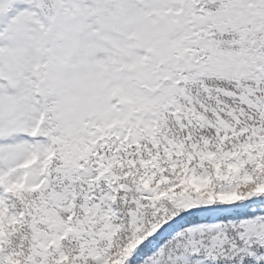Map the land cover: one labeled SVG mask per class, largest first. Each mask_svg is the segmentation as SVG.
Masks as SVG:
<instances>
[{"label":"snow or ice","instance_id":"snow-or-ice-1","mask_svg":"<svg viewBox=\"0 0 264 264\" xmlns=\"http://www.w3.org/2000/svg\"><path fill=\"white\" fill-rule=\"evenodd\" d=\"M0 264H264V0H0Z\"/></svg>","mask_w":264,"mask_h":264}]
</instances>
